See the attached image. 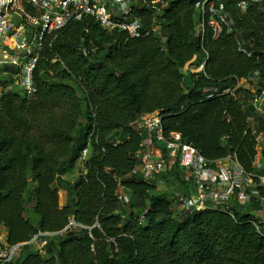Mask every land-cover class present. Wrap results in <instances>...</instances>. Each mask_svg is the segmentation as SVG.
<instances>
[{
    "label": "trees",
    "instance_id": "1",
    "mask_svg": "<svg viewBox=\"0 0 264 264\" xmlns=\"http://www.w3.org/2000/svg\"><path fill=\"white\" fill-rule=\"evenodd\" d=\"M198 1L136 0L133 16L157 30L140 39L89 17L70 23L40 54L34 97L6 91L13 77H0V226L22 245L11 264H264V227L255 226L264 188L245 207L237 193L220 209L182 213L174 194L143 180L136 158L138 123L158 111L164 134L180 133L213 166L234 155L247 173L264 175L249 123L264 90V5L242 14L239 0L228 1L235 28L214 38L209 27L197 35ZM256 71L258 85L207 98L206 89L233 88ZM254 118L264 131V118ZM75 171L73 182L64 179ZM170 174L181 187L177 169L161 178ZM71 220L78 226L45 237L42 250L28 244Z\"/></svg>",
    "mask_w": 264,
    "mask_h": 264
},
{
    "label": "built area",
    "instance_id": "2",
    "mask_svg": "<svg viewBox=\"0 0 264 264\" xmlns=\"http://www.w3.org/2000/svg\"><path fill=\"white\" fill-rule=\"evenodd\" d=\"M230 0H200L195 8L200 16L197 35L203 36L205 28L213 31L214 38L223 32L231 33L235 21L228 6ZM233 1V0H231ZM136 0H0V77L12 75L13 84L6 91L22 93V98L34 97L37 93L35 71L48 38L61 32L72 22L92 18L107 32H123L131 39H140L156 34V28L145 29L142 21L133 16ZM252 5H264V0H239L234 5L245 14ZM239 52L252 57L253 52L238 42ZM84 55L87 51L83 49ZM205 60L199 68L203 71ZM9 68V69H7ZM13 70V72L11 71ZM261 81V73L254 72L242 79L233 88L220 91L216 87L206 89L207 98L222 94L234 95L239 89H250ZM254 116L264 118V90L253 101ZM251 116L249 120L254 119ZM160 112L145 115L138 123L139 135L143 137L136 158L142 166L143 180L148 184L160 183L163 175L174 169L180 172L181 189L174 194L176 209L182 213L217 210L232 202L238 193L241 205H251L252 196L264 188V175L247 173L234 155L216 162L213 166L192 144L184 141L180 133L165 135ZM256 135L259 153H264V132L252 128ZM89 155L86 148L80 157L81 166ZM257 165V164H256ZM117 198L127 203L129 198L119 190ZM252 213H255L253 211ZM257 214V213H255ZM143 219V217H142ZM78 225L71 220L61 231L39 233L28 244H36L42 250L45 237L62 236ZM260 233L262 221L256 225ZM20 244H10L7 234L0 231V264H11L17 257Z\"/></svg>",
    "mask_w": 264,
    "mask_h": 264
},
{
    "label": "rangeland",
    "instance_id": "3",
    "mask_svg": "<svg viewBox=\"0 0 264 264\" xmlns=\"http://www.w3.org/2000/svg\"><path fill=\"white\" fill-rule=\"evenodd\" d=\"M198 72H199V70H198ZM20 95L23 96L22 93ZM249 123H250L252 128L254 127L257 129L260 127V129L261 128L263 129V126L259 123V121H257L256 118L249 120ZM262 129L260 130V132L263 133L264 131H262ZM258 161L256 162L257 166L264 168V160H261L259 162ZM77 177H78V173L75 171L72 174L66 176L64 179H66L67 181L73 182ZM180 188L181 187H180L178 178L174 174L168 175L167 177L162 179V181H160V183L157 184V192L158 193H168L171 196L173 194H175L176 192H178ZM65 195H66V193L64 192V190H60V192H59V204H62V202L65 200V197L67 196V195L66 196ZM243 206L245 207L247 205H243ZM260 212L264 216V201L263 200L261 201Z\"/></svg>",
    "mask_w": 264,
    "mask_h": 264
},
{
    "label": "crops",
    "instance_id": "4",
    "mask_svg": "<svg viewBox=\"0 0 264 264\" xmlns=\"http://www.w3.org/2000/svg\"><path fill=\"white\" fill-rule=\"evenodd\" d=\"M258 160H259V161L264 160L263 157H262V155H261V158H259ZM258 160H257V161H258ZM259 161H258V162H259ZM64 192H65V191H64ZM65 193H66V195H67V192H65ZM66 195H65V196H66ZM67 200H68V195L65 197V200L62 202V204H59L60 208H63V207L66 205ZM0 231H1L3 234L6 235V229H5L4 226H2V225L0 226Z\"/></svg>",
    "mask_w": 264,
    "mask_h": 264
}]
</instances>
